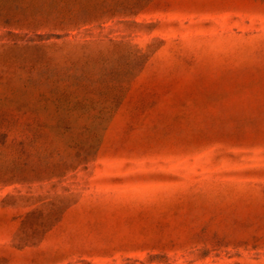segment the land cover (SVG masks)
Masks as SVG:
<instances>
[{"label": "rangeland", "instance_id": "374dc122", "mask_svg": "<svg viewBox=\"0 0 264 264\" xmlns=\"http://www.w3.org/2000/svg\"><path fill=\"white\" fill-rule=\"evenodd\" d=\"M0 264H264V0H0Z\"/></svg>", "mask_w": 264, "mask_h": 264}]
</instances>
